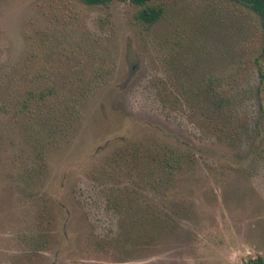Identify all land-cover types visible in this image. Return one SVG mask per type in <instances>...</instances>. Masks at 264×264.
<instances>
[{"label": "rangeland", "instance_id": "1", "mask_svg": "<svg viewBox=\"0 0 264 264\" xmlns=\"http://www.w3.org/2000/svg\"><path fill=\"white\" fill-rule=\"evenodd\" d=\"M248 4L0 0V264H264Z\"/></svg>", "mask_w": 264, "mask_h": 264}, {"label": "trees", "instance_id": "2", "mask_svg": "<svg viewBox=\"0 0 264 264\" xmlns=\"http://www.w3.org/2000/svg\"><path fill=\"white\" fill-rule=\"evenodd\" d=\"M149 0H81L82 3L85 5L89 6H106L112 2H129L135 6L141 7L136 15V18L138 21L142 22L146 27H151L153 26L163 15V8L161 6H149L147 5V2ZM238 1V0H236ZM248 2V7L255 13H257L264 25V0H245ZM261 81L264 80V73L260 71L259 73ZM97 83H91L88 85V87L91 88H96L98 87ZM88 92V89H87ZM85 94H81L80 98L78 99H83ZM43 99V96H41ZM25 103L22 104L23 108H27ZM217 107H219V104L217 103ZM28 109V108H27ZM45 120H48V117H44ZM180 162V157L179 156H174L171 154L165 161H164V167L166 169L168 168H175L176 165H178ZM248 264H263V261L260 258H257L256 260H251Z\"/></svg>", "mask_w": 264, "mask_h": 264}]
</instances>
